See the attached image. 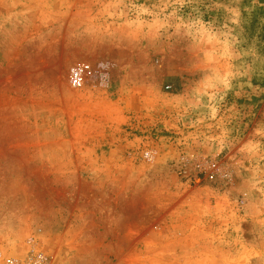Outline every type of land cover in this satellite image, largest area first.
Wrapping results in <instances>:
<instances>
[{"label":"rangeland","instance_id":"374dc122","mask_svg":"<svg viewBox=\"0 0 264 264\" xmlns=\"http://www.w3.org/2000/svg\"><path fill=\"white\" fill-rule=\"evenodd\" d=\"M30 237L264 264V0H0V247Z\"/></svg>","mask_w":264,"mask_h":264},{"label":"built area","instance_id":"2783aa9c","mask_svg":"<svg viewBox=\"0 0 264 264\" xmlns=\"http://www.w3.org/2000/svg\"><path fill=\"white\" fill-rule=\"evenodd\" d=\"M88 65L79 66L71 70L70 83L81 87L84 83L85 73H89ZM0 264H48V258L40 250L38 243L33 237L26 240V251L23 254H6L0 247Z\"/></svg>","mask_w":264,"mask_h":264}]
</instances>
